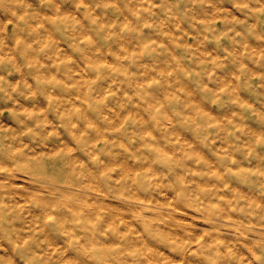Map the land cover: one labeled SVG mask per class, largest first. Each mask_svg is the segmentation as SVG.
<instances>
[{
  "label": "clouds",
  "instance_id": "obj_1",
  "mask_svg": "<svg viewBox=\"0 0 264 264\" xmlns=\"http://www.w3.org/2000/svg\"><path fill=\"white\" fill-rule=\"evenodd\" d=\"M0 264H264V0H0Z\"/></svg>",
  "mask_w": 264,
  "mask_h": 264
}]
</instances>
